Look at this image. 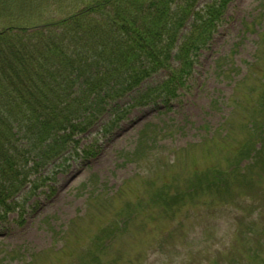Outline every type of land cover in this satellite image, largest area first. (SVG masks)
Segmentation results:
<instances>
[{
	"label": "rangeland",
	"instance_id": "rangeland-1",
	"mask_svg": "<svg viewBox=\"0 0 264 264\" xmlns=\"http://www.w3.org/2000/svg\"><path fill=\"white\" fill-rule=\"evenodd\" d=\"M263 82L264 0H232L177 97L106 136L93 128L79 152L95 157L72 158L0 220V264H264ZM205 172H222L221 188L187 193ZM162 192L181 199L153 202Z\"/></svg>",
	"mask_w": 264,
	"mask_h": 264
},
{
	"label": "trees",
	"instance_id": "trees-1",
	"mask_svg": "<svg viewBox=\"0 0 264 264\" xmlns=\"http://www.w3.org/2000/svg\"><path fill=\"white\" fill-rule=\"evenodd\" d=\"M231 1L0 0V220L27 190L50 188L72 158H91L79 145L93 128L106 136L134 108L177 97ZM258 101L261 112L264 82ZM223 175L207 172L199 186ZM165 194L153 202L181 199Z\"/></svg>",
	"mask_w": 264,
	"mask_h": 264
}]
</instances>
